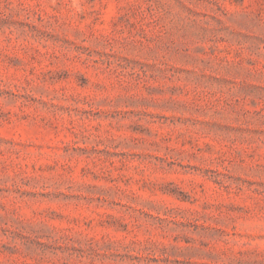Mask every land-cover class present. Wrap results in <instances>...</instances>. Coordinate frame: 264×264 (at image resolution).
<instances>
[{"label": "rangeland", "instance_id": "1", "mask_svg": "<svg viewBox=\"0 0 264 264\" xmlns=\"http://www.w3.org/2000/svg\"><path fill=\"white\" fill-rule=\"evenodd\" d=\"M0 264H264V0H0Z\"/></svg>", "mask_w": 264, "mask_h": 264}]
</instances>
